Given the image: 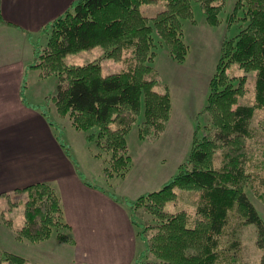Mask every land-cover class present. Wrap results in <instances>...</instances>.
<instances>
[{
    "label": "trees",
    "instance_id": "1",
    "mask_svg": "<svg viewBox=\"0 0 264 264\" xmlns=\"http://www.w3.org/2000/svg\"><path fill=\"white\" fill-rule=\"evenodd\" d=\"M225 1L76 0L43 29L41 35L47 43L34 47V62L29 68L41 70L44 76H60L61 84L52 101L60 116L73 118L77 130L97 131L87 140L108 156L103 171L107 179H124L131 170L126 136L143 109L144 121L139 128L142 140L157 139L170 118V95L154 89L156 77L146 65L151 58L152 34L155 32L173 59L181 63L188 52L182 40L183 21L193 20V5L199 4L206 22L215 27L220 23ZM155 2L162 3L163 10L153 17L144 16L142 7ZM238 10L244 13L247 25L235 39L223 42L204 109L214 131L200 138L197 124L190 153L177 174L159 191L125 201L143 243L134 264H237L234 248L239 243L231 240L237 231L230 222L233 217L242 224L255 225L257 245L263 252L260 264H264V222L246 195L245 188L251 185L244 172L250 122L255 111L264 107V0H237L234 12ZM96 47L115 60L130 53L128 70L104 74L100 63H64L68 55ZM234 65L244 74L256 73L253 105H238V98L245 93L246 75L229 76L227 71ZM220 149L224 164L218 169L214 157ZM178 190L197 194L192 216L183 209L167 210L168 204L178 200ZM19 195L25 208L24 224L18 231L22 238L40 243L51 237L53 229L68 228L53 187L45 183L28 186L0 196V204ZM258 196L264 201V194ZM139 209L155 217L157 224L139 223L134 216ZM57 236L72 242L67 234ZM0 264L28 263L20 256L0 251Z\"/></svg>",
    "mask_w": 264,
    "mask_h": 264
},
{
    "label": "rangeland",
    "instance_id": "2",
    "mask_svg": "<svg viewBox=\"0 0 264 264\" xmlns=\"http://www.w3.org/2000/svg\"><path fill=\"white\" fill-rule=\"evenodd\" d=\"M236 1H225V6L219 15L220 23L215 27L206 22L200 5H193V20L183 21L182 40L188 47V52L181 63L173 59L167 46L157 34L155 32L152 34L149 49L151 58L146 65L151 67L155 74L157 85L154 89L158 92L167 91L170 95L171 113L163 133L157 139L147 141L139 137V128L144 121V109L142 110L126 136L133 165L124 179H107L104 176L105 160L108 156L101 152L102 150L95 143L87 140L90 134H97L96 130L79 131L75 128L70 115L60 116L52 101V97L56 96L58 86L61 84V78L57 73L44 76L39 69L28 70L23 82V100L29 106L40 109L48 123H51L57 141L66 154L68 152L67 155L72 159L84 180L123 199L124 204L125 201H135L144 194L159 191L177 174L179 166L187 159L196 125H200V138L205 134H211L215 129L211 117L204 112L209 84L215 73L223 42L226 38L235 39L247 25L242 10L234 12ZM163 8L162 3L155 2L143 6L141 10L144 16L153 17ZM34 43V47L45 46L47 41L41 35ZM107 54L103 48L96 47L78 54H70L65 58L64 63L69 66L100 63L104 74L128 70L130 53H126L118 60L108 58ZM227 73L231 77L246 75L245 93L237 101L238 105H253L256 73L244 74L236 65L232 66ZM249 127L250 136L246 138L245 147L248 154L244 160V172L248 175L252 187L247 186L245 192L264 222V201L258 196L264 194V107L255 111ZM221 151L220 149L214 157V166L218 169L224 164ZM177 195V204L176 202L168 204L167 210L176 212L178 209H183L192 216L199 199L197 194L178 190ZM125 205L129 209L128 204ZM24 214L23 198L20 195L0 204V251L20 256L28 264H37L40 257L49 255L50 252L45 253L49 248H40L41 246L37 245L39 243H32L19 235L18 231L24 224ZM235 215L237 217L236 213ZM134 216L139 223L157 224V219L142 209H139ZM230 222L237 228L231 239L239 243L234 248L238 252L237 264H260L263 252L257 245L255 225L242 224L243 222L235 217ZM59 233L67 234V231L63 228L53 229L49 238L53 241L52 243H65L58 238ZM151 234L148 233V235ZM138 244L142 249L143 243L139 238ZM55 253V259L59 255L63 259L67 256L61 250ZM149 259L153 260V257Z\"/></svg>",
    "mask_w": 264,
    "mask_h": 264
},
{
    "label": "crops",
    "instance_id": "3",
    "mask_svg": "<svg viewBox=\"0 0 264 264\" xmlns=\"http://www.w3.org/2000/svg\"><path fill=\"white\" fill-rule=\"evenodd\" d=\"M74 1L0 0V196L45 183L60 198L72 242L37 244L50 252L37 264H134L141 248L130 210L81 177L47 118L23 100L34 41Z\"/></svg>",
    "mask_w": 264,
    "mask_h": 264
}]
</instances>
